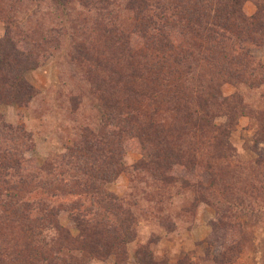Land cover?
I'll return each mask as SVG.
<instances>
[{"label": "trees", "instance_id": "trees-1", "mask_svg": "<svg viewBox=\"0 0 264 264\" xmlns=\"http://www.w3.org/2000/svg\"><path fill=\"white\" fill-rule=\"evenodd\" d=\"M73 1L0 0L5 26L0 38V105L28 107L37 93L26 74L43 65L42 48L51 44L50 37L55 45L69 38L63 29L27 34L25 20L47 2L69 20ZM79 2L98 12L102 26L97 31L111 52L98 56L92 48L88 53L82 45L74 46L78 57L94 69L89 80L100 117L116 126L127 150L143 153L141 172L160 186L191 191L198 205L218 209L216 223L219 229L227 228L226 215L218 208V199L225 197L224 176L216 163L234 160L231 138L243 117L257 122L256 137L264 144V96L255 110L239 96H225L222 88L264 86V63L254 55L264 49V0ZM247 2L256 7L253 16L244 12ZM25 3L33 7L19 19ZM115 10L123 14L117 22H108L105 18ZM124 14L129 15L128 24ZM198 61L204 62V69L196 73ZM3 118L0 114V127L7 128ZM95 151L85 152L90 153L91 165L84 170L79 165L81 174L70 177L52 162L40 168L12 150L0 149V264L111 259L114 264H130L128 246L139 222L136 204L105 192L98 183L108 182L123 161L108 143ZM255 165L264 175V157ZM33 184L45 192L39 199L32 195ZM63 215L72 228L63 224ZM152 244L137 251V264H174L156 259Z\"/></svg>", "mask_w": 264, "mask_h": 264}, {"label": "rangeland", "instance_id": "rangeland-1", "mask_svg": "<svg viewBox=\"0 0 264 264\" xmlns=\"http://www.w3.org/2000/svg\"><path fill=\"white\" fill-rule=\"evenodd\" d=\"M32 7L30 3L21 6L19 19L26 17ZM70 9L67 20L47 2L38 8L37 15L31 14L25 20L23 29L27 34L36 31L45 35L63 29L69 38L64 36L55 45L54 37H50L51 44L42 48L43 65L26 74L37 93L28 107L0 105V114L7 125L0 127L1 151L12 150L20 158L35 161L40 168L52 162L74 177L81 174L76 170L79 165L81 170L91 165L87 152L95 153L96 148L107 143L115 149L123 162L108 176V182L98 183L105 192L127 204H136L134 211L139 222L135 239L128 246L130 264H137V251L151 242L156 259L167 258L174 264H264V175L263 169L255 165L259 157H264V144L256 137L257 122L241 118L231 138L234 162L216 163L226 188L225 197L218 199V208L220 214L226 215L227 228L219 229L217 208L198 205L191 191L175 185L160 186L146 172H141L143 153L127 150L116 126H108L100 117L98 99L93 96L89 80L93 68L78 57L74 46L80 44L88 53L92 48L98 56H111V52L106 39L97 31L102 26L98 12L86 10L79 0H74ZM256 11L254 3L245 4L247 16ZM122 14L115 10L105 19L114 23ZM123 16L128 24L129 15ZM4 33L5 26L0 21V38ZM254 55L264 63V49L255 50ZM198 62L196 73L204 69V62ZM222 92L225 96H239L244 105L259 110L264 86L225 85ZM209 179L206 175L204 180ZM30 190L32 195H39L37 199L45 193L39 184H33ZM62 222L72 228L65 215ZM73 234L76 236L77 232L73 230ZM88 264H114V260H91Z\"/></svg>", "mask_w": 264, "mask_h": 264}]
</instances>
